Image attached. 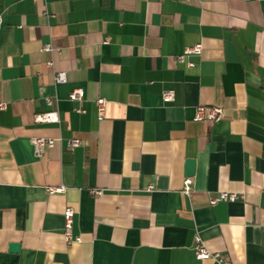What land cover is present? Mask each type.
I'll return each mask as SVG.
<instances>
[{
	"label": "crops",
	"instance_id": "crops-1",
	"mask_svg": "<svg viewBox=\"0 0 264 264\" xmlns=\"http://www.w3.org/2000/svg\"><path fill=\"white\" fill-rule=\"evenodd\" d=\"M0 18V264H213L196 233L264 264V0H0ZM35 137L58 144L37 156ZM221 192L241 199L210 206Z\"/></svg>",
	"mask_w": 264,
	"mask_h": 264
},
{
	"label": "built area",
	"instance_id": "built-area-1",
	"mask_svg": "<svg viewBox=\"0 0 264 264\" xmlns=\"http://www.w3.org/2000/svg\"><path fill=\"white\" fill-rule=\"evenodd\" d=\"M2 24V19L0 18V28ZM45 52H50L51 47L46 45L42 49ZM202 53V45L197 43L192 47L185 49L182 55L176 57L177 62L183 63L185 59L189 56L199 57ZM51 65L50 63L48 64ZM194 66L193 63L187 62V67L192 68ZM66 77L64 73H56L55 75V83L62 84L65 83ZM264 84V83H263ZM83 98V93L81 90H74L69 94V99L71 101H81ZM162 98L164 101H172L173 94L170 91L164 92L162 94ZM50 104V102H47ZM5 104L0 102V110L4 109ZM97 114L99 119H102L104 115L105 109V100L97 99L96 100ZM223 117V109L217 106H203L199 105L195 109L194 121L202 122L208 121L213 124H216L222 120ZM35 120L39 123H56L58 121L55 112H47L35 117ZM30 144L32 146L33 152L35 155H42L47 149H52L56 147L58 144V140L47 137H35L30 140ZM80 145V141L76 138H73L69 141V146L71 148L78 147ZM191 181L186 178L183 181V193L188 194L191 190L190 188ZM151 188H149L150 190ZM61 193L63 189H49V193ZM90 193L93 197L98 198L102 195V190H91ZM241 199V196L235 193H227L221 192L218 193L216 197L209 200V205L213 206L219 202H234L236 200ZM74 211L71 208H66L63 213V239L66 245H70L72 243H79L80 237H74L72 234V223H73ZM193 251L194 256L197 261L203 262L207 260H211L213 264H231L229 259L223 255L222 253L211 252L204 245L200 236L196 233L193 239Z\"/></svg>",
	"mask_w": 264,
	"mask_h": 264
},
{
	"label": "water",
	"instance_id": "water-1",
	"mask_svg": "<svg viewBox=\"0 0 264 264\" xmlns=\"http://www.w3.org/2000/svg\"><path fill=\"white\" fill-rule=\"evenodd\" d=\"M185 167H186V175L192 176L194 172V162L192 160H187L185 163ZM18 249H19V246L16 244H13L9 247V250L11 252H17Z\"/></svg>",
	"mask_w": 264,
	"mask_h": 264
}]
</instances>
